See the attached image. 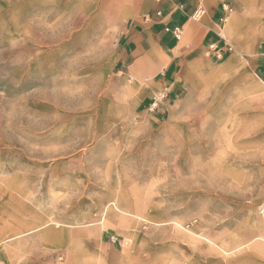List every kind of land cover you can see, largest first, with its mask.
<instances>
[{"label":"rangeland","instance_id":"1","mask_svg":"<svg viewBox=\"0 0 264 264\" xmlns=\"http://www.w3.org/2000/svg\"><path fill=\"white\" fill-rule=\"evenodd\" d=\"M117 5L0 0V264H264L257 33L169 99L121 62Z\"/></svg>","mask_w":264,"mask_h":264},{"label":"crops","instance_id":"2","mask_svg":"<svg viewBox=\"0 0 264 264\" xmlns=\"http://www.w3.org/2000/svg\"><path fill=\"white\" fill-rule=\"evenodd\" d=\"M112 1L119 9L129 5L136 9L135 20L119 36L121 62H126L128 70L136 75H153L154 90H167L169 99L178 87L179 63L184 62L186 67L192 68L199 58L230 57L229 44L244 54L251 49L249 37L256 33L259 46L254 74L264 79V0ZM224 6H231L233 11L228 14ZM258 20L260 26L256 31L254 22ZM175 26L181 29L179 39L171 32ZM154 51L162 60L151 58ZM217 53L221 56L217 57ZM145 57L156 61L160 69H145ZM168 100L160 103V111L170 106Z\"/></svg>","mask_w":264,"mask_h":264},{"label":"built area","instance_id":"3","mask_svg":"<svg viewBox=\"0 0 264 264\" xmlns=\"http://www.w3.org/2000/svg\"><path fill=\"white\" fill-rule=\"evenodd\" d=\"M224 9H226L227 11H230V8L227 6H224ZM160 12H157V14H159ZM172 35L176 38L179 39L181 36V29L178 26H175L174 28L171 29ZM217 57H220L221 55L219 53L216 54ZM261 213L264 216V206L261 208Z\"/></svg>","mask_w":264,"mask_h":264}]
</instances>
